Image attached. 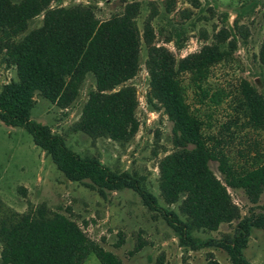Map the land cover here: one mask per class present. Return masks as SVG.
<instances>
[{
    "label": "trees",
    "instance_id": "1",
    "mask_svg": "<svg viewBox=\"0 0 264 264\" xmlns=\"http://www.w3.org/2000/svg\"><path fill=\"white\" fill-rule=\"evenodd\" d=\"M50 1L0 0V58L15 74L0 86V121L29 133L66 178L83 181L100 194L133 190L172 230L178 245L216 247L227 256L222 262L207 251L204 264H252L243 248L253 228H264V211L249 206L241 213L227 187L241 190L251 204L264 191V96L244 77L232 87L211 80L216 65L233 59L237 40L233 29L222 25L210 42L175 57L166 46L153 42L151 14L141 28L137 26L136 0H123L121 10L106 18H99L89 3L50 6ZM171 4L167 0V10ZM38 14L40 23L26 29ZM233 26L240 25L234 20ZM173 34L165 40L179 48L180 32ZM141 42L146 46L145 102L160 108L171 122L173 148L157 160L161 200L142 176L114 169L94 153L73 150L61 134L30 117L35 92L66 107L90 73L93 87L72 128L91 138L128 141L139 124L136 90L128 80L137 72ZM258 59L264 86V33ZM224 105L226 117H215L214 111ZM244 129L260 133L262 144L255 147L257 141H244L236 158L229 148ZM210 160L216 161L220 178L209 167ZM220 223L230 224V229L217 236L196 234L216 230ZM90 253L100 264H122L75 219L44 201L28 202L21 211L0 209V264H81ZM156 264H162L161 256ZM182 264L191 263L183 257Z\"/></svg>",
    "mask_w": 264,
    "mask_h": 264
},
{
    "label": "rangeland",
    "instance_id": "2",
    "mask_svg": "<svg viewBox=\"0 0 264 264\" xmlns=\"http://www.w3.org/2000/svg\"><path fill=\"white\" fill-rule=\"evenodd\" d=\"M136 1L139 3L135 17L137 26L141 28L143 19L151 14L153 42L166 46L175 57L210 42L212 33L220 26L232 28L237 39L233 59L227 64L216 65L211 80L232 87L238 77H244L264 96L262 66L258 59V47L264 33V0H172L170 10L166 9L167 0ZM74 2L93 5L99 18L120 11L123 5V0H51L50 6ZM40 18L41 14L32 17L26 29L38 25ZM234 20L239 27L233 26ZM243 29L246 33H243ZM173 30L180 32L179 48L174 46L172 40H165L169 34L174 38ZM145 56L146 46L141 42L137 72L128 80L136 90L138 103L135 114L139 124L128 141L119 143L102 136L91 138L72 128L88 89L93 87L90 73L86 74L75 100L66 107H58L35 92L30 117L61 134L73 150L94 153L114 169H126L142 176L146 187L161 200L157 186V160L173 148L171 122L160 108L153 109L145 102ZM14 76V68L0 58V86ZM226 111L225 105L221 106L214 111V116L224 119ZM247 140L257 141L255 147L262 144L260 133L242 130L229 148L236 158H239L237 148ZM209 167L217 177H221L216 161L210 160ZM227 190L241 213L249 206L264 211V191L257 202L251 204L241 190L230 187ZM39 201L70 215L90 238L114 252L122 264H156L160 256L162 264H182L183 257L191 264H204L207 251L219 261H228L220 248L189 249L178 245L172 230L141 202L133 190L121 188L100 194L83 181L66 178L49 155L33 143L29 133L0 121V209L9 206L21 211L28 202ZM229 229L230 224L220 223L216 230L197 231L196 234L217 236ZM137 242H140V246H136ZM243 253L252 264H264V228L251 230ZM81 264L100 262L90 253Z\"/></svg>",
    "mask_w": 264,
    "mask_h": 264
}]
</instances>
